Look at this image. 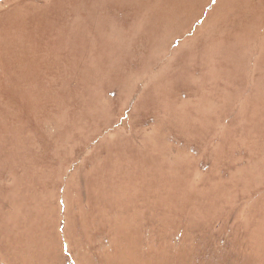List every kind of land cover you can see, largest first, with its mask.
<instances>
[{"label":"rangeland","instance_id":"obj_1","mask_svg":"<svg viewBox=\"0 0 264 264\" xmlns=\"http://www.w3.org/2000/svg\"><path fill=\"white\" fill-rule=\"evenodd\" d=\"M0 264H264V0H0Z\"/></svg>","mask_w":264,"mask_h":264}]
</instances>
